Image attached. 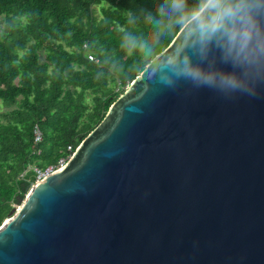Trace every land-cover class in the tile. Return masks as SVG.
Here are the masks:
<instances>
[{"label":"water","instance_id":"95a60500","mask_svg":"<svg viewBox=\"0 0 264 264\" xmlns=\"http://www.w3.org/2000/svg\"><path fill=\"white\" fill-rule=\"evenodd\" d=\"M191 43L182 26L30 185L0 225V264H264V72L243 94L163 70ZM205 66L225 68L216 50Z\"/></svg>","mask_w":264,"mask_h":264},{"label":"trees","instance_id":"16d2710c","mask_svg":"<svg viewBox=\"0 0 264 264\" xmlns=\"http://www.w3.org/2000/svg\"><path fill=\"white\" fill-rule=\"evenodd\" d=\"M171 4L0 0V225L35 183L33 167L76 148L173 40L183 25Z\"/></svg>","mask_w":264,"mask_h":264},{"label":"clouds","instance_id":"9594fccd","mask_svg":"<svg viewBox=\"0 0 264 264\" xmlns=\"http://www.w3.org/2000/svg\"><path fill=\"white\" fill-rule=\"evenodd\" d=\"M171 9L188 30L192 54L163 70L198 87L250 94V73L264 72V0H172ZM212 50L225 68L205 66ZM161 82L173 83L167 76Z\"/></svg>","mask_w":264,"mask_h":264},{"label":"built area","instance_id":"2783aa9c","mask_svg":"<svg viewBox=\"0 0 264 264\" xmlns=\"http://www.w3.org/2000/svg\"><path fill=\"white\" fill-rule=\"evenodd\" d=\"M84 48H86V45L83 46ZM87 56V59L89 61H95L97 62V59L95 58V56L88 52L86 54ZM42 131L41 129L39 128L38 125H35L34 128H33V139H34V142L36 144H38L39 142L42 141ZM76 148H73L72 145H68L66 147V156L65 157H62L58 160V163L56 165H48L46 166L44 169H39L37 167H33V170L35 171L36 173V181L35 182H38L39 180L43 179L45 176L49 175L50 173L54 172L55 170L63 167L65 165V163L71 158L72 154L74 153Z\"/></svg>","mask_w":264,"mask_h":264}]
</instances>
